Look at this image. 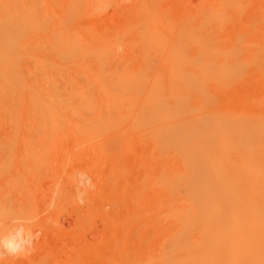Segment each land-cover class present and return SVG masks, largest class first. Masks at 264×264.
Returning <instances> with one entry per match:
<instances>
[{
	"label": "bare ground",
	"instance_id": "1",
	"mask_svg": "<svg viewBox=\"0 0 264 264\" xmlns=\"http://www.w3.org/2000/svg\"><path fill=\"white\" fill-rule=\"evenodd\" d=\"M199 2L119 30L87 20V6L0 0V172L17 171L0 185V246L16 262L32 227L49 229L36 221L45 205L80 229L103 219L92 264H264V0L247 25L231 14L245 1ZM73 142L113 171L94 162L88 183L83 150L54 160ZM64 171L41 192L44 174ZM52 257L40 264H77Z\"/></svg>",
	"mask_w": 264,
	"mask_h": 264
},
{
	"label": "rangeland",
	"instance_id": "2",
	"mask_svg": "<svg viewBox=\"0 0 264 264\" xmlns=\"http://www.w3.org/2000/svg\"><path fill=\"white\" fill-rule=\"evenodd\" d=\"M52 1H53V3H52ZM72 1V0H71ZM73 1L75 2V3H73ZM71 3H70V0H49V4L51 5V6H55V4L57 5V6H55V7H59V6H61V5H63V6H65V4L67 5V3H68V5L67 6H69V5H72V4H75V5H78L79 4V6H81L82 5V7H86V9H91L92 11L88 14V15H86L85 16V18L87 19V20H93V18L95 19L94 21H95V23H96V25H97V23H98V25L97 26H99L101 29H103V27L105 26L104 25V23L106 24V23H113V25L115 24L116 25V23H117V28L114 26V28L115 29H121L122 30V28L123 27H125L126 25V23L125 22H128V20H129V24H133L134 22H137V20H138V22H141V21H152V20H156L157 21V19H158V21L159 22H165L166 24H169V22L171 23V22H174V20H175V18H177L176 17V15L177 16H179L178 15V13H179V10L178 9H182L180 12H182V11H185V10H183L184 8L186 9V7L189 5L190 6V9L192 8V9H195L196 10V8H200V7H197V6H199L198 4L200 3L199 1H203V0H94V2H93V0H83V3H84V1L86 2L85 3V5L82 3V0H80V1H76V0H73ZM91 1L93 2V4L91 3ZM242 1H245L244 2V6H245V4H246V2H247V8H246V12H245V10H243V12H242V16L240 15V13H239V15L237 16V15H234L235 13H233V11H232V13L231 14H233V17L234 16H236L235 18L236 19H238L239 21H237L238 23L239 22H242V19H244V18H246V20H245V23H246V21H248V19H250L251 18V16H253L252 14H254L253 13V11H254V6L253 5H255L256 6V4H257V0L255 1V3L256 4H254V0H242ZM66 2V3H65ZM79 2H81V3H79ZM149 2H151L149 5H148V3ZM199 2V3H198ZM60 3H61V5H60ZM89 3H90V5H89ZM94 3H95V5H94ZM178 3H181V4H178ZM195 5H194V4ZM196 3H197V5H196ZM92 4V5H91ZM98 4V5H97ZM204 4V2L203 3H201V5H203ZM180 5V6H179ZM182 5V6H181ZM187 5V6H186ZM94 6H95V8H94ZM153 6V7H152ZM184 6H186V7H184ZM194 6V7H193ZM84 7V8H85ZM92 7L94 8V10L92 9ZM135 7V8H134ZM140 7V8H139ZM171 7H172V9H171ZM179 7V8H178ZM184 7V8H183ZM246 7V6H245ZM169 8V9H168ZM178 8V9H177ZM100 9V10H99ZM135 9V10H134ZM189 10V9H188ZM198 10V9H197ZM140 11V12H139ZM170 11V12H169ZM176 11L178 12L177 14H176ZM95 12V13H94ZM139 12V13H138ZM245 12V13H244ZM94 13V14H93ZM143 15H142V14ZM91 14V15H90ZM135 16H134V15ZM155 14V15H154ZM165 14V15H164ZM167 14V15H166ZM92 15H94V16H92ZM157 15V16H156ZM174 15V16H173ZM139 16V17H138ZM162 16H163V18H162ZM166 16V17H165ZM171 16V17H170ZM237 17H239V18H237ZM242 19H241V18ZM248 17V18H247ZM250 17V18H249ZM255 16H253L252 18H254ZM134 18V19H133ZM179 18V17H178ZM252 18H251V20H249V21H252ZM140 19H142V20H140ZM151 19V20H150ZM173 19V20H172ZM231 19H233L232 17H231ZM230 19V20H231ZM98 20V21H97ZM177 20V19H176ZM234 20V19H233ZM114 22H116V23H114ZM121 22H122V24H121ZM125 24H124V23ZM133 22V23H132ZM138 22H137V24H138ZM163 22V23H164ZM231 22H233V21H231ZM255 22V20L253 21V23ZM102 23V24H101ZM127 23V24H128ZM225 23H227L225 26L226 27H230L231 29L233 28V27H231V26H233L234 24L233 23H231L230 24V26H227L229 23H230V21H229V23L228 22H225ZM238 23H236L237 25H239ZM248 23V22H247ZM247 23H246V25H247ZM252 23V22H251ZM250 23V24H251ZM100 24L101 25H104L103 27H101L100 26ZM108 24H106V26L108 25ZM118 24H121V25H119L118 26ZM125 26H124V25ZM128 24V25H129ZM112 24H111V26H113ZM241 25H243V24H240L239 26H240V29H245L246 28V26H242L243 28H241ZM252 25H254V24H252ZM108 26H110V24L108 25ZM238 26V27H239ZM118 27H120V28H118ZM122 27V28H121ZM252 27H254V26H252ZM105 28V27H104ZM110 28H113V27H110ZM113 28V29H114ZM124 29V28H123ZM139 29H140V27H139ZM252 29V28H251ZM141 30H143L142 28H141ZM140 30V31H141ZM114 31V30H113ZM112 31V32H113ZM116 31V30H115ZM115 31H114V33H115ZM140 31H137V32H140ZM77 144V143H76ZM75 144V142H73V143H71L70 144V146L68 145V144H66L65 145V147L64 146H62V147H60L59 149L60 150H56V151H53L54 152V160H55V158H56V161H59V159H60V161L62 160V158L64 157V155L66 154L65 152H69L70 153V156H71V154L73 155V153H76V151H80V150H83V152H81V153H85L84 154V156L81 154V157H80V161L83 163V165H86V166H83V167H81L82 168V170H81V168H80V170H78V172H80L79 174L82 176L84 173H86V175L84 176H82V177H84V179L85 178H87V177H89V176H91V179H85V180H88L87 182L89 183V180H90V183H92L91 181H93L92 180V178H93V174H91L92 173V170L91 169H87V167L89 168V166L90 165H93V164H95V163H98V164H103V166H104V168L106 169V171L107 170H109V171H107V172H109V173H111L113 170V168H114V166H111V165H114V163H112V162H114L113 161V159L111 158H108L106 155H104V157H105V159H103L104 157H101V158H99L95 153L93 154V156H92V152H94V149L92 148V150H91V152H90V145H89V147L87 146V145H79V147H77L78 146V144L76 145ZM75 145V146H74ZM68 146V147H67ZM67 148V150H64V149H66ZM77 148V149H76ZM64 150V151H63ZM70 150V151H69ZM72 150H73V152H72ZM64 152V153H61V152ZM58 153V154H57ZM68 153V154H69ZM88 153V154H87ZM56 154V155H55ZM62 154V155H61ZM88 155V158L86 159V158H84L85 156L87 157V155ZM52 155V158L49 156V158H51V159H53V154H51ZM58 157H61V158H58ZM90 157V158H89ZM98 157V158H97ZM65 158V157H64ZM83 158V159H82ZM92 158V159H91ZM95 158V159H94ZM97 158V159H96ZM58 159V160H57ZM82 159V160H81ZM88 159H90V160H92L90 163H88L87 161H88ZM99 159H101L100 161H99ZM86 160V161H85ZM102 160H105V161H102ZM110 160V164H109V161ZM1 161V160H0ZM12 161H13V158L12 157H5L4 158V161H3V163H4V165H11V163H12ZM79 161V162H80ZM84 161V162H83ZM98 161V162H97ZM102 161V162H101ZM85 162H86V164H85ZM93 162V163H92ZM95 162V163H94ZM101 162V163H100ZM105 162V163H104ZM108 162V163H107ZM107 165H108V168H109V165H110V167L111 168H107ZM113 167V168H112ZM87 170H86V169ZM84 169V170H83ZM12 169L9 167V166H4V169L0 172V185L1 184H5V185H8L9 183H11V182H13V181H16V180H14L15 178H13L14 177V173L16 172L17 173V171H14L13 172V170L11 171ZM97 170V169H96ZM96 170H94V172L96 171ZM65 172V171H64ZM84 172V173H83ZM15 173V174H16ZM49 173V172H48ZM47 173V174H48ZM83 173V174H82ZM87 173H89V175H87ZM50 174V173H49ZM45 175L44 174V176L42 177V179H40V181H38L39 183V187H40V189H41V192H46V190H47V192H49V187L51 186V187H53L52 186V183H53V185L56 183V181L55 180H59L60 179V181H58V182H61V183H64V181H66V172L65 173H62L61 175V177L60 176H53V174L51 173L50 175ZM95 174H98V176L100 175V177H97L96 175V182H99L100 181V178H102V173L100 172V171H96V173ZM87 176V177H86ZM45 177V178H44ZM64 177V178H63ZM49 178V179H48ZM51 178V179H50ZM55 179V180H54ZM65 179V180H64ZM98 179V180H97ZM50 180H52L51 181V184H50ZM62 180V181H61ZM31 181H33V179H31ZM54 181V182H53ZM44 182V183H43ZM49 182V183H48ZM41 183V184H40ZM46 183L48 184V185H46ZM61 183H59L60 185H61ZM42 184H44L45 186H42ZM41 186H42V188H41ZM30 187V186H29ZM44 187H47V189L46 188H44ZM46 189V190H45ZM42 190H44V191H42ZM100 195L101 194V192H99V191H97V188L95 189V187L94 188H92V192H91V195ZM92 195V196H93ZM12 200H14L13 198L11 199V200H9V201H12ZM14 203V201H12V204ZM40 206H42V210L43 211H45V209H46V206L45 205H40ZM43 206H45V208H43ZM43 211H42V213H40V216H38L39 218H37L36 219V221H38V220H40V218L42 217V220H43V218H44V216H45V218H46V223L45 224H47L48 225V228L49 229H45V231L44 230H42L41 229V227L39 226V228H38V226L36 227V228H34L35 226H33L32 227V229H31V231L29 232V236H30V238L32 239V242H33V245H32V248H33V246L35 247H37L38 248V251H39V253H38V251H37V248L34 250V248L32 249L31 248V250H30V252H29V259L33 262V261H35V263L34 264H40L43 260H45L46 258H47V254L46 253H50L51 254V256H49L50 254L48 253V258L47 259H49L50 257H52V256H54V257H59V256H65V257H67L68 259H70V258H72V259H74L75 261H77V264H80V262H82L81 264H85L84 262H86V264L87 263H89L90 261L93 263V261L92 260H94V253H96V251L97 250H94V249H97V247H98V245H102L103 244V242L101 241V240H103L104 241V239H105V233H103V229L105 228L104 226V222L102 221L103 219H101V217L99 216L98 218H97V220H99V221H97L96 220V218H94L96 221L94 222V220H93V222H91L90 224H88V226L89 227H86V229L88 228V230H86L85 228H81L80 229V222H79V219L77 220V216H75V215H70L69 216V214L68 213H61V214H59V215H63L62 216V218H61V216H57L56 214H55V216L53 215V213L51 212V216H50V211L48 212H44V215H43ZM46 214V215H45ZM49 214V215H48ZM47 216V217H46ZM52 216H54L53 218H51V219H49L50 217H52ZM57 216V217H56ZM68 216V217H67ZM49 217V218H48ZM64 217H67V218H64ZM45 218H44V220H45ZM59 219L58 221L57 220H55V219ZM69 218V219H68ZM62 219V220H61ZM65 219V220H64ZM70 219H72V220H70ZM67 220V221H66ZM100 220H101V222H100ZM35 221V222H36ZM53 221V222H52ZM57 221V222H59L60 224H62L61 226H63V227H61L60 226V224L59 223H55V222ZM65 221V222H64ZM73 221H75L74 223H73ZM77 221H78V227L77 226H75L76 224H77ZM98 223V224H96L95 225V227L93 226L95 223ZM103 222V223H102ZM51 223H54V224H51ZM66 223V224H65ZM67 223H68V225H67ZM93 223V224H92ZM99 223H100V225H99ZM64 225H66V226H64ZM104 225V226H103ZM50 226H51V228L52 229H50ZM53 226V227H52ZM57 226H58V228H57ZM73 226H75V228L73 227ZM91 226H92V228H91ZM104 228H103V227ZM78 229H77V228ZM61 228V229H60ZM65 228V229H64ZM63 229V230H62ZM74 229V230H73ZM85 229V230H84ZM90 229V230H89ZM93 229V230H92ZM96 229H97V233H102V234H97L95 231H96ZM99 229H101V230H99ZM35 230H37L36 231V233H35ZM50 230H55V232L53 231V232H51ZM63 232H62V231ZM83 230V231H82ZM95 230V231H94ZM33 231V232H32ZM44 231V232H43ZM61 231V232H60ZM92 231H94V232H92ZM98 231H100V232H98ZM32 233V234H31ZM33 233H35V234H33ZM45 233V234H44ZM47 233V234H46ZM54 233V234H53ZM60 233V234H59ZM94 233V234H93ZM40 234H41V236H40ZM97 234V235H96ZM101 236V237H100ZM42 237V238H41ZM61 237V238H60ZM100 237V238H99ZM48 238V239H47ZM97 238V239H96ZM99 238V239H98ZM40 239V240H39ZM56 239V240H55ZM49 240V241H48ZM34 241H36V242H34ZM0 242H3V241H0ZM53 242V243H52ZM96 242V243H95ZM100 242V243H99ZM36 245H35V244ZM39 243H41V245L39 244ZM102 243V244H101ZM0 245L2 246H4V244H2V243H0ZM93 245H95V247H93ZM0 246V249H1V251H3L4 253H2V255L3 254H5V255H3V256H1V252H0V264H8V263H10L11 261V263L10 264H21L20 262H23V260L25 261L26 259H28V257H23L22 259H20V261H18V262H16V260H15V258H12V256L13 255H15V252L14 251H12V250H10V249H8L7 248V246L5 245V247H1ZM7 250V251H6ZM13 253H12V252ZM34 251V252H33ZM36 251H37V253H36ZM11 253V254H8V253ZM35 253V255H33ZM43 253V254H46L45 255V258L42 260V261H39V259H42V258H40V255ZM89 253V254H88ZM6 254H7V256H8V258H6L7 256H6ZM36 254H37V256H36ZM43 254L41 255V257L43 256ZM54 254V255H53ZM92 254H94V255H92ZM39 255V256H38ZM88 255V257H86ZM90 255V256H89ZM91 255L93 256V257H91ZM34 256V257H33ZM5 260V259H7V260H3L2 258ZM33 257V258H32ZM39 257V258H38ZM86 257V258H85ZM90 257H91V259H90ZM25 258V259H24ZM35 258H37L36 260H35ZM85 258V259H84ZM87 258H88V260L90 259V261H88L87 260ZM10 259H13V260H10ZM26 260V262H23L22 264H32L31 262H30V260ZM52 259H53V257H52ZM9 260V261H8ZM51 260V259H50ZM39 261V262H38ZM5 262V263H4ZM6 262H8V263H6ZM38 262V263H37ZM90 262V264H92ZM76 264V263H75Z\"/></svg>",
	"mask_w": 264,
	"mask_h": 264
}]
</instances>
